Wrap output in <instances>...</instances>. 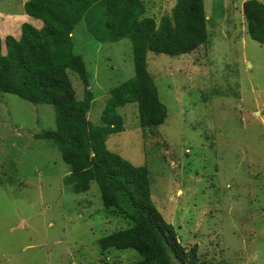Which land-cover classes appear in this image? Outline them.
<instances>
[{"label":"rangeland","instance_id":"rangeland-1","mask_svg":"<svg viewBox=\"0 0 264 264\" xmlns=\"http://www.w3.org/2000/svg\"><path fill=\"white\" fill-rule=\"evenodd\" d=\"M142 1L156 21L176 3ZM245 1L205 0L208 40L194 52L147 53L164 123L143 131L130 103L116 111L124 130L106 141L148 168L152 203L205 264H264V42L247 34ZM72 44L93 94L87 119L102 126L110 91L134 75L131 43H99L80 22ZM68 74L80 101L83 85ZM54 129L50 105L0 92V264H138L132 250L101 255L99 239L130 223L103 208L95 182L79 194L63 183L57 146L35 138Z\"/></svg>","mask_w":264,"mask_h":264},{"label":"trees","instance_id":"trees-1","mask_svg":"<svg viewBox=\"0 0 264 264\" xmlns=\"http://www.w3.org/2000/svg\"><path fill=\"white\" fill-rule=\"evenodd\" d=\"M204 1L176 0L170 14L156 21L146 16L142 0H28L24 11L40 20L42 28L24 23L19 39L0 38V92L53 108L55 129L35 138L57 146L69 168L63 183L79 194L95 182L103 208L130 223V227L99 239L101 255L132 250L141 259L138 264H205L200 263L195 247L182 249L174 228L152 203L148 168L132 165L106 146L110 135L124 130L116 111L127 104L138 106L143 131L164 123L166 107L148 73L146 56L148 52L181 56L206 44ZM242 12L248 36L262 44L264 4L247 0ZM80 22L99 43L124 39L131 43L134 75L110 91L99 127L91 126L87 119L93 94L84 60L73 53L72 32ZM69 72L83 85L80 101Z\"/></svg>","mask_w":264,"mask_h":264},{"label":"crops","instance_id":"crops-1","mask_svg":"<svg viewBox=\"0 0 264 264\" xmlns=\"http://www.w3.org/2000/svg\"><path fill=\"white\" fill-rule=\"evenodd\" d=\"M27 1L28 0H0V38L2 41L8 35L15 39H19L21 25L24 23L30 24L36 29L42 28L43 24L40 20L34 19L25 13L24 4ZM161 2L165 3L164 0H161ZM173 7L174 5L172 8ZM161 8L162 4L159 10H162Z\"/></svg>","mask_w":264,"mask_h":264},{"label":"bare ground","instance_id":"bare-ground-1","mask_svg":"<svg viewBox=\"0 0 264 264\" xmlns=\"http://www.w3.org/2000/svg\"><path fill=\"white\" fill-rule=\"evenodd\" d=\"M1 20V19H0Z\"/></svg>","mask_w":264,"mask_h":264}]
</instances>
